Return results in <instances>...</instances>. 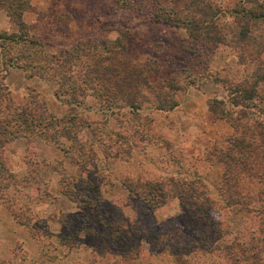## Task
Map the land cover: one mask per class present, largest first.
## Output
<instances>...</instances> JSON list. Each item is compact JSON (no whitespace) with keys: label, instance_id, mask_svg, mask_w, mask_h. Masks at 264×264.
I'll list each match as a JSON object with an SVG mask.
<instances>
[{"label":"rangeland","instance_id":"rangeland-1","mask_svg":"<svg viewBox=\"0 0 264 264\" xmlns=\"http://www.w3.org/2000/svg\"><path fill=\"white\" fill-rule=\"evenodd\" d=\"M191 1L30 0L26 12L0 9V37L25 34L46 53H68L72 67L67 96L55 80L10 69L5 83L15 104L36 92L65 120L59 134L71 118L91 124L71 140L6 146L15 182L0 193V264H264V151L238 155L240 138L259 144L254 124L235 129L208 111L228 95L215 78L238 81L252 69L230 47L196 55L186 30L155 21ZM207 1L229 27L247 7L246 0ZM251 31L249 52L264 61V21ZM115 52L148 71L151 92L136 88L144 99L137 109L75 97L94 59L117 60ZM173 81L184 88L178 106L156 109L152 90Z\"/></svg>","mask_w":264,"mask_h":264},{"label":"trees","instance_id":"trees-1","mask_svg":"<svg viewBox=\"0 0 264 264\" xmlns=\"http://www.w3.org/2000/svg\"><path fill=\"white\" fill-rule=\"evenodd\" d=\"M259 0H246L247 7L236 12V26L229 27L222 17V11L207 0H192L183 10L163 11V16H155L157 23H165L173 28L187 31L190 51L196 55L206 49L216 51L221 46L230 47L239 54L240 64L251 66V73L243 75L238 81L230 78H215L214 82L222 83L227 91V99L211 100L208 111L213 122L225 120L235 129L247 130L249 121L254 124L259 144L253 147L240 138L236 153L243 156L250 150L264 151V61L262 52L250 53L251 23L264 21V6ZM264 2V0H260ZM0 9L8 12H26L31 9L30 0H0ZM22 26V25H21ZM20 27V32L26 31ZM121 48L124 49L122 44ZM114 53V52H112ZM117 60L111 57L94 59L93 68H88L76 81V96L84 98L97 95L105 103L114 106L119 102L124 106L138 108L144 103L137 87L151 92L148 71L142 66L129 61L124 53H116ZM257 54V55H255ZM69 54L53 55L46 53L37 41H30L23 36L0 37V193L3 195L15 182L4 161L6 146L18 139L27 142L42 138L46 142L58 143L57 137L72 136L91 124L82 125L78 119L71 118V127L64 128L59 134V120L39 99V95L30 91V99L23 105H16L11 92L6 86V76L12 68L23 69L28 77L38 76L42 79L55 80L59 85L58 95H69V85L65 79L72 72L71 62L67 63ZM79 60L76 59V68ZM80 64V63H79ZM110 65V66H109ZM67 67V68H66ZM180 82L157 85L152 90L153 106L158 110H174L178 106L176 93L183 91ZM73 85V83H72ZM71 95V94H70ZM77 101V99H76ZM116 101V102H115ZM247 126V127H246ZM82 132V131H81ZM78 143V140H76ZM237 144V143H236ZM80 146V145H79ZM251 151V150H250ZM224 163L229 167L231 152L225 154ZM182 204H188L179 196Z\"/></svg>","mask_w":264,"mask_h":264}]
</instances>
